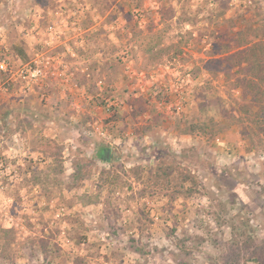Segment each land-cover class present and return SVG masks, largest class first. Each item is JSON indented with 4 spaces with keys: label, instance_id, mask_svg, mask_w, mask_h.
Returning <instances> with one entry per match:
<instances>
[{
    "label": "rangeland",
    "instance_id": "374dc122",
    "mask_svg": "<svg viewBox=\"0 0 264 264\" xmlns=\"http://www.w3.org/2000/svg\"><path fill=\"white\" fill-rule=\"evenodd\" d=\"M259 38L264 0H0V264H263Z\"/></svg>",
    "mask_w": 264,
    "mask_h": 264
},
{
    "label": "trees",
    "instance_id": "16d2710c",
    "mask_svg": "<svg viewBox=\"0 0 264 264\" xmlns=\"http://www.w3.org/2000/svg\"><path fill=\"white\" fill-rule=\"evenodd\" d=\"M134 11L139 13L140 8H131L126 12L129 15H133ZM241 44L243 45V42L239 41L236 46ZM244 45V47L230 52L228 58L230 56L233 59L235 58L232 63H239L236 66L240 65L239 68H244V71H248L245 78H242L244 80L243 86H245L246 91L249 93L246 98L248 103H245L249 105V112L253 115L255 114L249 120V123H256L259 126L264 123V39L259 38L252 43L246 41Z\"/></svg>",
    "mask_w": 264,
    "mask_h": 264
},
{
    "label": "built area",
    "instance_id": "2783aa9c",
    "mask_svg": "<svg viewBox=\"0 0 264 264\" xmlns=\"http://www.w3.org/2000/svg\"><path fill=\"white\" fill-rule=\"evenodd\" d=\"M0 72L12 73L10 70V64L4 60H0ZM43 76V72L39 66H26L23 70L19 72V77L23 81H27L29 79L35 80Z\"/></svg>",
    "mask_w": 264,
    "mask_h": 264
},
{
    "label": "crops",
    "instance_id": "0c3cea01",
    "mask_svg": "<svg viewBox=\"0 0 264 264\" xmlns=\"http://www.w3.org/2000/svg\"><path fill=\"white\" fill-rule=\"evenodd\" d=\"M13 84H15V82H13V81H11ZM3 93L2 94H4V95H6L7 97H9V96H12L11 95V93H9L8 92V89H4L3 91H2ZM3 95V96H4ZM105 148V147H104ZM101 149L103 150V156H104V149L101 147ZM107 150H109L108 148H106ZM106 151V150H105ZM109 160V159H108Z\"/></svg>",
    "mask_w": 264,
    "mask_h": 264
},
{
    "label": "water",
    "instance_id": "95a60500",
    "mask_svg": "<svg viewBox=\"0 0 264 264\" xmlns=\"http://www.w3.org/2000/svg\"><path fill=\"white\" fill-rule=\"evenodd\" d=\"M104 158L105 160L109 159V150L104 151Z\"/></svg>",
    "mask_w": 264,
    "mask_h": 264
}]
</instances>
